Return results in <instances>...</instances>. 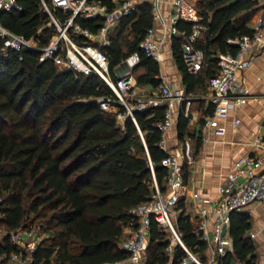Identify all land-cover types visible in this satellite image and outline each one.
I'll return each mask as SVG.
<instances>
[{
  "label": "trees",
  "instance_id": "trees-1",
  "mask_svg": "<svg viewBox=\"0 0 264 264\" xmlns=\"http://www.w3.org/2000/svg\"><path fill=\"white\" fill-rule=\"evenodd\" d=\"M16 3L20 9L0 10V23L45 44L57 29L42 0ZM195 4L202 26L194 42L204 53L200 70L190 73L182 56L181 43L191 30L190 22L178 20L181 34L171 37L172 56L185 93L207 89L208 79L217 70V54L237 50L227 38L251 33L247 22L257 9V0H195ZM53 13L63 16L58 8ZM77 21L92 32L99 25L98 18ZM152 23L150 2H138L113 27L109 42L99 47L108 57L113 82L116 66L133 52H138L139 61L131 70L141 69L135 75L136 83L158 86L162 81L159 62L139 48ZM74 38L84 39L81 35ZM98 98L108 99L110 109H102ZM132 101H126L131 107L128 113L98 74L58 68L51 59L39 60V52L32 49L4 48L0 37V225L7 231L0 253L17 250L10 231L30 229L38 219L46 236L33 251L32 264H117L128 258L121 241L123 227L133 221L129 209L148 199L154 179L164 191L167 172L161 164L166 151L159 145L157 127L165 105L133 107ZM197 101L202 125L213 107ZM189 118L181 108L176 125L179 139L188 133ZM194 144L197 150L199 135ZM187 164L186 160L182 163L185 184ZM176 209L175 228L186 249L174 242L169 252L170 232L152 219L143 264H182L184 260L197 264L188 252L206 263L207 242L182 199ZM30 213L33 219H28ZM250 229L248 212H230L232 251L218 256L217 264H229L232 258L238 264H259Z\"/></svg>",
  "mask_w": 264,
  "mask_h": 264
},
{
  "label": "built area",
  "instance_id": "built-area-1",
  "mask_svg": "<svg viewBox=\"0 0 264 264\" xmlns=\"http://www.w3.org/2000/svg\"><path fill=\"white\" fill-rule=\"evenodd\" d=\"M148 1L151 4L153 23L149 26L139 42V48L147 56L157 61L162 60V38L156 36L158 21L162 34L169 37L180 35L177 27L178 20L191 24L190 32L181 43V51L186 68L190 73L200 70L204 53L194 42L201 36L202 26L199 23V13L195 0H170L166 18L162 14L161 0H49L42 5L50 17L51 23L57 29L48 41L40 45L33 37L26 38L15 33L0 23V37L4 48L14 50L32 49L39 52V60L51 59L58 68H66L74 73H96L103 78L119 97L120 101L131 113V107L123 98L131 84L130 69L139 61L138 52L128 55L123 61L125 65L119 70L115 82H112L108 70V57L93 41L99 40L104 44L109 42L108 35L119 19L129 13L138 2ZM264 1V0H261ZM20 9L16 0H0V10ZM60 9L63 16H55L54 9ZM99 19L96 31L79 24L77 19ZM251 33H242L227 38V42L237 46L236 52H219L217 54V70L207 81V93L193 96L185 93L183 87L173 86L162 80L157 88L162 101L150 93H142L134 97L133 107L144 105L164 104V117L157 123L161 132L160 147L166 151L161 164L167 172L165 187L162 191L154 179V189L147 200L141 201L129 209L133 221L125 226L127 235L122 239L121 246L128 251L127 260L131 264H141L144 247L148 241L150 221L167 229L171 239L185 248L180 234L176 231V205L181 199L180 191L184 189L183 167L184 160H192L188 149L181 148L178 153L170 152L166 145V132L174 121L177 109L183 107L184 116L189 115L190 103L193 98L203 99L211 104L213 111L204 116L203 125L211 128L214 133L223 135L226 126L222 122L230 111H236L250 96L246 88L242 72L247 69L257 48L264 45V17H260ZM81 35V42L74 37ZM102 109H110L108 99L98 98ZM121 118L122 114H118ZM238 117L230 120L231 127H237ZM254 143L261 148L259 152L239 157L233 168L225 175L218 186L217 195L210 201L203 190H193L190 194L191 203L196 206L194 223L196 230L207 242L210 249V261L217 264V257L231 251L229 235V214L233 210H243L251 203L257 202L264 206V136L257 134ZM208 202L205 204L204 202ZM34 229L21 228L20 231H10L12 244L21 246V250L0 253V264H32V253L39 240L34 238ZM5 235V234H4ZM253 236V234H251ZM2 242V238L0 240ZM186 249V248H185ZM189 257L197 264L202 263L196 256ZM264 257V248L261 252ZM40 264V263H39ZM182 264H186L184 260Z\"/></svg>",
  "mask_w": 264,
  "mask_h": 264
},
{
  "label": "crops",
  "instance_id": "crops-1",
  "mask_svg": "<svg viewBox=\"0 0 264 264\" xmlns=\"http://www.w3.org/2000/svg\"><path fill=\"white\" fill-rule=\"evenodd\" d=\"M170 6V0H161L162 14L166 18L167 10ZM264 17V1L257 0V9L251 15L248 26L253 28L257 20ZM156 25V36L162 38V60L158 61L160 66V76L162 80L170 82L173 86L183 87L181 73L176 66L172 56L171 37L162 34V28L158 21ZM264 30V29H263ZM242 77L245 81L246 88L249 92L247 100L237 108L236 111H230L229 115L222 122L226 126V131L223 135L214 133V131L199 123L201 116V108H189V122L187 125L188 133L184 135L186 146L177 137V117L179 110L174 114V121L166 132V145L170 152L178 153L181 148L189 150L192 160L187 164L188 176L184 189L180 191L181 199L185 205V211L189 213L192 220L196 215V206L191 203L190 194L193 190H203L206 197L210 201L217 195V189L225 175L233 168L236 159L243 155L259 152L261 148L254 143V137L257 134L264 136V45L256 49L251 65L242 72ZM131 84L128 90V96L136 94L152 93L158 86H153L149 83L137 84L135 77L131 75ZM204 92L190 93L193 96L202 95ZM198 98H193V104ZM203 100V99H198ZM190 103V104H191ZM203 106L206 105L203 102ZM234 116L238 117L239 122L237 127L233 128L230 125V120ZM201 137V144L196 150L195 138ZM207 204L208 202H204ZM187 207V210H186ZM259 210L255 216L251 211ZM243 211L250 214L251 229L249 235L256 245V251L259 254V264H264V257L261 252L264 248V219L261 215L264 214V206L254 202L248 205ZM178 212V210H177ZM230 245L232 242L230 238ZM232 251V250H231ZM206 258L210 259V249L207 246L205 252ZM229 264H238L232 258Z\"/></svg>",
  "mask_w": 264,
  "mask_h": 264
},
{
  "label": "rangeland",
  "instance_id": "rangeland-1",
  "mask_svg": "<svg viewBox=\"0 0 264 264\" xmlns=\"http://www.w3.org/2000/svg\"><path fill=\"white\" fill-rule=\"evenodd\" d=\"M115 27V26H114ZM113 31V28L111 29V31H110V33ZM94 43H95V45H97L98 47H101L102 45H104V43L103 42H101V41H99V40H96V41H93ZM123 69V68H122ZM139 71H141V69H138V70H136V71H133V70H131L130 69V74L132 75V76H134L135 77V75L139 72ZM118 72L116 71V74H117ZM113 82V81H112ZM151 95H156L157 96V98H158V101L160 100V101H164V100H162L161 99V97H160V94L158 93V91H157V89L154 91V92H152V93H150ZM122 95H123V97H124V99L127 101L128 100V102H130V104H132L131 102H133L132 100H134V97L135 96H137V95H140V94H136L135 96H128L127 94H123L122 93ZM201 95V94H200ZM198 106H200V104H199V102L197 101V100H195L194 101V103L192 104H190V109H193V107H198ZM112 109H113V107H111ZM181 140V142H182V144L184 145V146H186V142H185V138L184 139H180ZM186 210H187V207H186ZM256 214H258V212H260L259 210H254V211H251V214L252 215H254L255 213ZM255 214V215H256ZM254 215V216H255ZM33 219V214L32 213H30L29 214V217H28V219ZM261 218H263L264 219V214L263 215H261ZM36 222L34 223V226H32L30 229H34L35 230V234H34V238L37 240L38 238H39V240L40 239H42L43 237H45L46 236V232H44L43 230H42V227H40L39 226V223L41 222V220H38V219H36L35 220ZM21 230V228H19V229H17V230H15L16 232H18V231H20ZM7 233V231H6V229L4 228V227H2L1 225H0V240H1V238L3 237V235L4 234H6ZM127 233H128V230L127 229H125V227H123V232H122V239L127 235ZM147 244H148V241H147V243H146V245H145V247H144V251H143V254H142V261H141V264H143V262H144V260H145V251H146V247H147ZM175 243H174V241L171 239V244L169 245V248H168V251L169 252H171V248H172V246L174 245ZM17 248L19 249V250H21L22 248H21V246H17ZM117 264H131L127 259L126 260H124V261H122V262H119V263H117ZM204 264H214V262H211L210 260H208V259H206V263H204Z\"/></svg>",
  "mask_w": 264,
  "mask_h": 264
},
{
  "label": "water",
  "instance_id": "water-1",
  "mask_svg": "<svg viewBox=\"0 0 264 264\" xmlns=\"http://www.w3.org/2000/svg\"><path fill=\"white\" fill-rule=\"evenodd\" d=\"M125 65L124 61H121L115 68V70H119L120 68H122Z\"/></svg>",
  "mask_w": 264,
  "mask_h": 264
}]
</instances>
